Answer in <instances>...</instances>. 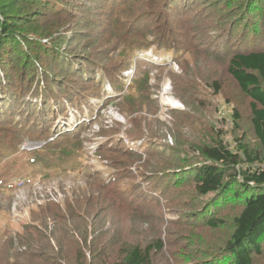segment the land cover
Masks as SVG:
<instances>
[{
  "label": "rangeland",
  "instance_id": "1",
  "mask_svg": "<svg viewBox=\"0 0 264 264\" xmlns=\"http://www.w3.org/2000/svg\"><path fill=\"white\" fill-rule=\"evenodd\" d=\"M53 1L71 16L41 25L82 57L39 71L0 123V264H110L127 243L160 238V263L194 264L182 238L207 231L186 216L193 182L172 175L203 161L201 144L235 150L244 131L256 143L228 66L234 49L253 48L245 24L260 16L244 18L238 0Z\"/></svg>",
  "mask_w": 264,
  "mask_h": 264
},
{
  "label": "trees",
  "instance_id": "2",
  "mask_svg": "<svg viewBox=\"0 0 264 264\" xmlns=\"http://www.w3.org/2000/svg\"><path fill=\"white\" fill-rule=\"evenodd\" d=\"M238 2L232 4L242 9L244 18L248 14L260 16L254 15L245 24L253 48L234 49L228 66L240 93L250 98L251 133L256 143L252 144L249 134L244 131L237 139L235 150L222 139L201 144L197 150L203 161L185 167L183 173L179 170L177 175H172L176 176L178 185H184L188 180L193 182L191 206L194 210L186 212V216L188 220L202 223L204 232L207 231L206 237L202 238L194 230H187L185 238H182L186 240L187 234H190L193 248L189 253L190 245L185 243L178 253L183 256L188 254L194 264H264V48L257 47L264 40V0ZM59 8L58 1L53 0H0V123L10 113V103L25 100L28 86H33L39 71L51 74L54 64L59 67L62 53L71 57L68 64L75 63L74 57H82L76 53L73 57L66 51L68 49L59 48L61 45L56 43L51 27L41 25L44 18L60 22V16H71V13ZM86 63L89 61L83 60L82 65ZM77 74L79 72L75 76ZM45 80L50 93L55 87L59 88L55 79ZM6 85L15 87L11 97L5 91ZM55 97L58 100L59 97ZM234 108L235 121L239 122L244 112L240 110V105ZM31 161L35 162L36 158ZM114 162L113 159L109 163L113 165ZM181 178L183 182H180ZM227 227L230 231L225 239L217 240L218 234L215 240L209 237L210 231ZM163 248L162 238L144 248L127 243L118 252L119 261H111L110 264H168L160 263L156 257ZM32 250L30 252H35ZM83 258L87 260L85 254ZM96 261L98 264L101 262L100 259H91L94 264ZM186 264H192V261Z\"/></svg>",
  "mask_w": 264,
  "mask_h": 264
},
{
  "label": "built area",
  "instance_id": "3",
  "mask_svg": "<svg viewBox=\"0 0 264 264\" xmlns=\"http://www.w3.org/2000/svg\"><path fill=\"white\" fill-rule=\"evenodd\" d=\"M54 200H56V198L54 197Z\"/></svg>",
  "mask_w": 264,
  "mask_h": 264
}]
</instances>
